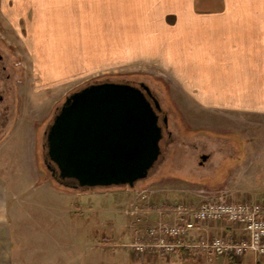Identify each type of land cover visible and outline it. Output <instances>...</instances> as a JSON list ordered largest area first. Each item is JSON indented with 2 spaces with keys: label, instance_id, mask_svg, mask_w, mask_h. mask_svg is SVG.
I'll use <instances>...</instances> for the list:
<instances>
[{
  "label": "rangeland",
  "instance_id": "obj_1",
  "mask_svg": "<svg viewBox=\"0 0 264 264\" xmlns=\"http://www.w3.org/2000/svg\"><path fill=\"white\" fill-rule=\"evenodd\" d=\"M14 37L0 22V41L12 44L20 59L10 81L9 120L0 130V176L9 188L0 199L6 220L0 264H143L128 247L131 234L154 228L153 211L164 205L199 206L220 197L264 205V115L200 111L180 96L176 75L146 60L41 81ZM103 82L150 88L168 118L162 155L134 189L61 187L45 165V132L66 97ZM201 156L209 158L203 165Z\"/></svg>",
  "mask_w": 264,
  "mask_h": 264
},
{
  "label": "crops",
  "instance_id": "obj_2",
  "mask_svg": "<svg viewBox=\"0 0 264 264\" xmlns=\"http://www.w3.org/2000/svg\"><path fill=\"white\" fill-rule=\"evenodd\" d=\"M0 22L27 49L24 58L33 59L41 81L75 80L102 65L146 60L176 75L180 96L200 111L264 115V0H0ZM5 180L0 176L3 201ZM174 208L154 210L153 226L174 222ZM147 229L130 239L141 235L144 254L128 246L143 264H264L253 253L206 257L199 247L204 239L247 238L242 226L225 219L197 222L186 246L170 254Z\"/></svg>",
  "mask_w": 264,
  "mask_h": 264
},
{
  "label": "water",
  "instance_id": "obj_3",
  "mask_svg": "<svg viewBox=\"0 0 264 264\" xmlns=\"http://www.w3.org/2000/svg\"><path fill=\"white\" fill-rule=\"evenodd\" d=\"M161 115L143 83L90 84L66 97L45 132V165L65 188L134 189L162 155L168 118Z\"/></svg>",
  "mask_w": 264,
  "mask_h": 264
},
{
  "label": "built area",
  "instance_id": "obj_4",
  "mask_svg": "<svg viewBox=\"0 0 264 264\" xmlns=\"http://www.w3.org/2000/svg\"><path fill=\"white\" fill-rule=\"evenodd\" d=\"M172 214L173 224L162 223L146 231L149 239L158 238L156 246L163 249L166 254L186 246V239L196 229L197 222L204 224L207 221L225 219L232 225L242 226L247 238L237 243L225 242L221 237L211 241L202 240L199 247L209 260L228 254L236 258L248 253L264 257V205L260 203L226 201L220 197L203 202L194 208L189 205H178ZM141 240V235H138L130 246L140 255L147 249Z\"/></svg>",
  "mask_w": 264,
  "mask_h": 264
},
{
  "label": "flooded vegetation",
  "instance_id": "obj_5",
  "mask_svg": "<svg viewBox=\"0 0 264 264\" xmlns=\"http://www.w3.org/2000/svg\"><path fill=\"white\" fill-rule=\"evenodd\" d=\"M15 60L19 61L20 59L16 55L14 46L0 41V130L4 129L5 124L9 120V100L11 98L10 81L14 74L13 69L18 68ZM200 164L203 165L205 162L201 161Z\"/></svg>",
  "mask_w": 264,
  "mask_h": 264
},
{
  "label": "trees",
  "instance_id": "obj_6",
  "mask_svg": "<svg viewBox=\"0 0 264 264\" xmlns=\"http://www.w3.org/2000/svg\"><path fill=\"white\" fill-rule=\"evenodd\" d=\"M54 181V180H53ZM62 187V186H61ZM165 206V205H164ZM163 206V207H164ZM166 208H168V207H170V208H174L175 207V205H173V206H165ZM104 243H109V241H104Z\"/></svg>",
  "mask_w": 264,
  "mask_h": 264
}]
</instances>
